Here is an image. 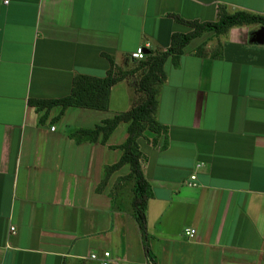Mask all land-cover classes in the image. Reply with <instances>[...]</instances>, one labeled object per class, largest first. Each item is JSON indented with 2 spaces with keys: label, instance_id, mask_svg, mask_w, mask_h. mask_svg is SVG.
I'll return each instance as SVG.
<instances>
[{
  "label": "crops",
  "instance_id": "obj_1",
  "mask_svg": "<svg viewBox=\"0 0 264 264\" xmlns=\"http://www.w3.org/2000/svg\"><path fill=\"white\" fill-rule=\"evenodd\" d=\"M2 1L0 264H98L90 255L105 251L110 264H264V25L206 30L177 66L165 63L154 115L165 134L137 140L152 191L149 253L131 215L129 166L108 173L128 125L104 144L69 136L128 112L134 85L113 86L104 112L29 103L68 96L78 76L106 77L107 56L116 66L138 48L146 58L166 51L193 31L183 21L264 16V0Z\"/></svg>",
  "mask_w": 264,
  "mask_h": 264
},
{
  "label": "trees",
  "instance_id": "obj_2",
  "mask_svg": "<svg viewBox=\"0 0 264 264\" xmlns=\"http://www.w3.org/2000/svg\"><path fill=\"white\" fill-rule=\"evenodd\" d=\"M183 22L191 27L193 31L187 35H173L171 45L166 51L148 58L145 57L143 61L138 62L139 67L135 69L136 71H132L133 73L129 76H126V73L120 75L119 71H114V61L107 56L110 69L106 77L99 79L90 76H78L74 80L68 96L57 100H34L29 102L36 108L37 112L48 111L54 107H61L63 110L78 108L104 112L107 111L109 106L112 87L127 80L130 76L132 78L136 77V72L141 71L140 77L134 85L136 95H141V97L138 101H135L128 112L115 115L113 119L103 121L102 125L96 126L94 129H75L69 133V136L77 143L100 142L104 144L119 124L128 125L127 138L119 147L123 151L122 157L116 165L109 168L108 173L125 165L130 168L127 179L134 181L131 215L138 225L144 250L147 253L150 252L148 244L150 237L147 233L146 209L148 201L152 198V191L142 173L140 165L142 154L139 152L137 140L144 134L153 135V138L165 134V127L157 123L154 117L158 104V87L166 79L164 65L168 59H171L173 65L177 66L179 57L187 44L206 30L222 34L234 26L244 24L264 25V16L238 12L232 15L223 14L220 16L219 21L214 24ZM145 124L148 125L145 126Z\"/></svg>",
  "mask_w": 264,
  "mask_h": 264
},
{
  "label": "built area",
  "instance_id": "obj_3",
  "mask_svg": "<svg viewBox=\"0 0 264 264\" xmlns=\"http://www.w3.org/2000/svg\"><path fill=\"white\" fill-rule=\"evenodd\" d=\"M10 0H3L2 3L4 5H7L9 3ZM146 57V54L144 52L143 48H138L136 49V51H134L133 53L130 54L129 59L133 62H140L143 61ZM54 127L51 128V131H54ZM191 183H189L188 185L190 186H195V184L193 183V181L195 180V176L192 175L191 177ZM11 233L13 234L15 229L13 227L10 228ZM185 235L189 238H195L196 236V231L193 229H187L185 231ZM90 260L92 261H96L98 264H110L111 260H112V254L108 251H105L101 254V256L99 257L97 254H91L90 255Z\"/></svg>",
  "mask_w": 264,
  "mask_h": 264
},
{
  "label": "rangeland",
  "instance_id": "obj_4",
  "mask_svg": "<svg viewBox=\"0 0 264 264\" xmlns=\"http://www.w3.org/2000/svg\"><path fill=\"white\" fill-rule=\"evenodd\" d=\"M139 67V63L138 62H128V63H125V62H121V63H119L118 65H116L115 66V69H114V71H119V73H120V75L122 74V75H124V73H126V76L128 75L129 76V74H131V73H133V72H135L136 70L135 69H137ZM133 71V72H132ZM141 71H139V72H136V77H128V79H127V81H128V83L130 84V85H135L136 84V81H137V79H139V77H140V73ZM136 101H138V99H140V97H141V95H136ZM148 124H145V126H147ZM145 135H147V134H145Z\"/></svg>",
  "mask_w": 264,
  "mask_h": 264
},
{
  "label": "water",
  "instance_id": "obj_5",
  "mask_svg": "<svg viewBox=\"0 0 264 264\" xmlns=\"http://www.w3.org/2000/svg\"><path fill=\"white\" fill-rule=\"evenodd\" d=\"M255 41L257 43H262L264 41V29H260V31L257 32Z\"/></svg>",
  "mask_w": 264,
  "mask_h": 264
}]
</instances>
